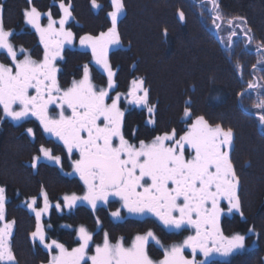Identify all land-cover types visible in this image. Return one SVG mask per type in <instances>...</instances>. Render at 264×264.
I'll list each match as a JSON object with an SVG mask.
<instances>
[{
	"label": "trees",
	"instance_id": "16d2710c",
	"mask_svg": "<svg viewBox=\"0 0 264 264\" xmlns=\"http://www.w3.org/2000/svg\"><path fill=\"white\" fill-rule=\"evenodd\" d=\"M64 2L71 5L72 16L66 26L76 40L83 35H99L111 27V0H97L98 8L92 7L91 0ZM216 2L225 18L240 16L246 20L253 43L249 44L237 28L238 35L229 47L225 32L230 33V29L226 22L220 31L213 27L210 5L204 0H123L124 13L117 24L120 44L108 51L115 73L113 92L124 96L133 80L143 79L149 104L155 106V122L149 124L147 109L128 107L122 98V131L133 144L150 142L173 130L178 137L198 116L212 126L221 124L232 129L230 156L239 181L237 196L242 214L235 212L224 217L222 229L227 236L244 235L245 247L226 260L214 259L205 264H264V126L257 119L261 109L254 107L264 99V86L254 90L247 87L249 82L264 85V63H257L264 56L257 51V45L264 43V0ZM59 3L60 0H0L1 22L12 33L10 43L15 50L23 48L32 59H43L40 37L25 25L23 13L33 6L58 18ZM180 11L184 13L183 21L179 19ZM0 59L13 66L2 53ZM91 59L87 51L66 49L58 62L60 87L66 89L79 79L88 64L93 83L105 88L106 76L91 65ZM185 108L191 112L190 119L184 118ZM28 128L33 129L34 138L27 135ZM42 145L61 157L65 171L69 169L63 147L46 138L34 120L0 121V187L6 189V220L15 222L11 245L18 264H48L50 259L39 241L31 239L36 217L26 202L32 198L39 202L42 189L53 204L61 203L64 195H80L84 191L79 179L64 175L57 166L39 162L37 168H32V158L39 154ZM115 209L113 204L95 209L80 205L60 213L52 207L41 222L46 242L55 240L69 250L78 244L76 232L80 227L92 235L93 245L102 242L105 233L111 243L121 240L124 244L150 230L164 245L181 236L166 233L150 217L116 221L110 215ZM154 248L149 246L148 253L158 260L162 253Z\"/></svg>",
	"mask_w": 264,
	"mask_h": 264
},
{
	"label": "snow or ice",
	"instance_id": "6c2138e0",
	"mask_svg": "<svg viewBox=\"0 0 264 264\" xmlns=\"http://www.w3.org/2000/svg\"><path fill=\"white\" fill-rule=\"evenodd\" d=\"M91 3L93 8L99 7L97 0H91ZM204 3L210 5L211 20L217 31L225 22L229 29H233L228 36L229 47L232 38L237 36L234 30L237 28L249 44L253 43L251 29L243 17L225 18L216 0H204ZM59 8L62 13L59 20L53 19L50 12L47 14V27L41 26V13L35 7L23 13L24 22L35 29L43 45V59L39 61L27 54L19 59L10 43L12 33L0 22V51L7 53L14 66L0 63V121L7 118L20 123L35 118L44 133L63 144L69 158L73 152L79 153V159L72 160V168L83 182L85 192L82 196L65 195L63 207L71 209L78 201H83L95 209L98 202L107 203L109 197H115L130 214L151 215L167 229L187 227L194 229L195 234L189 235L181 244L164 248L163 258L154 261L148 255L147 246L150 241L158 245L161 242L151 230L137 235L131 246H125L121 241L113 244L105 233L103 244L96 245L94 254L89 255L92 235L80 227L77 230L79 246L69 251L55 240L46 242L41 217L47 213L50 204L42 189L40 195L44 206L36 208V198L27 201L26 206L36 217V229L31 233V239L39 241L49 251L48 264H197V252L205 258L213 253L228 257L243 249L244 235L225 236L220 228L224 211L222 201L227 202L228 212L242 214L237 196L239 181L230 156L234 139L232 129H225L221 124L212 126L203 116H198L191 121L187 132L178 138L173 130L155 136L150 143L143 140L139 146L130 143L122 131L124 113L118 107L120 94L117 93L110 104L106 103L108 90L95 89L88 64L83 67L81 80L73 81L67 89L60 87L55 61L63 58L64 45H71L74 37L65 28L72 16L71 5L60 0ZM111 8L108 13L111 27L106 32L79 38L81 48L89 49L93 62L107 74L108 89L114 87L115 75L109 64L108 51L110 46L120 44L117 24L124 12L123 0H111ZM178 15L181 21L185 19L182 11ZM257 51L264 53V43L257 45ZM20 52L24 53V49L21 48ZM257 63H264V56ZM143 85V79L132 81L127 93L128 103L147 109V123L153 124L155 106L149 104V92ZM262 86L249 82L247 87L254 90ZM50 105L59 109L58 117L49 114ZM254 107L261 109L257 119L264 126V99ZM183 115L185 119L191 118L188 108ZM26 132L34 138L32 128ZM41 158L61 164V157L42 145L39 154L32 158V168H37ZM5 192L6 189L0 187V264H18L11 245L15 222L6 220ZM56 208L59 210L61 205L57 204ZM111 215L120 218V211ZM185 249H191L192 259L185 257Z\"/></svg>",
	"mask_w": 264,
	"mask_h": 264
},
{
	"label": "rangeland",
	"instance_id": "374dc122",
	"mask_svg": "<svg viewBox=\"0 0 264 264\" xmlns=\"http://www.w3.org/2000/svg\"><path fill=\"white\" fill-rule=\"evenodd\" d=\"M33 6H31V7H29L28 8V10H30L31 8H32ZM60 9V8H59ZM41 13V12H40ZM60 13H61V11H60ZM124 13V12H123ZM123 13L121 14V16L123 15ZM62 14V13H61ZM61 14H60V16H61ZM60 16L58 17V18H54L53 16V19H55V20H59L60 19ZM120 16V17H121ZM1 19H2V16H1V5H0V22H1ZM70 19V18H69ZM69 21V20H68ZM67 21V22H68ZM25 23V22H24ZM40 23H41V26L42 27H47V24H48V15H47V13H41V20H40ZM25 25H27L26 23H25ZM67 24H65V28L67 29V26H66ZM27 26H29L32 30H34L35 31V29L34 28H32L30 25H27ZM56 27H59V25H56ZM68 30V29H67ZM235 30V29H234ZM230 31H231V29H230ZM36 32V31H35ZM237 32V31H236ZM36 34H37V32H36ZM38 35V34H37ZM225 38L227 37V36H229V33H227V31L225 32ZM237 35H238V33H237ZM39 36V35H38ZM74 37V36H73ZM10 39V38H9ZM233 39V38H232ZM42 45V44H41ZM43 46V45H42ZM117 45H114V46H110V48H109V50L110 49H112V48H115ZM78 49V50H81V51H87L88 53H89V55H91V51L89 50V49H83V48H81V46H80V43H79V39L78 40H76L75 38L73 39V42H72V44L71 45H68V44H65L64 45V47H63V50H62V52H61V56L63 57V53H64V51L66 50V49ZM15 49V48H14ZM17 51V55H18V58L19 59H23V57H24V55H25V53H21L20 52V49H18V50H16ZM4 54L6 57H7V59H9V61H10V63H11V59L7 56V53L6 52H4V51H0V54ZM91 58H92V55H91ZM58 60H61L60 58H58L56 61H58ZM56 61H55V65H56ZM0 63H4L3 61H2V59H0ZM5 64V63H4ZM91 64H92V66H96V67H98L100 70H101V72L106 76V79H107V74L104 72V70L100 67V66H98V65H96L94 62H93V60L91 59ZM14 67V66H13ZM89 76H90V72H89ZM83 78V71H82V74H81V76H80V78L79 79H77V80H74V81H79V80H81ZM90 80H91V77H90ZM113 81H114V77H113ZM73 83V82H72ZM72 83L67 87V88H69L71 85H72ZM91 83L94 85V83H93V81L91 80ZM107 86H105V88L107 87L108 88V81H107V84H106ZM131 87H132V83H131V85H130ZM144 86V85H143ZM94 87H95V85H94ZM66 88V89H67ZM104 88V89H105ZM95 89L96 90H99V89H97V87H95ZM101 89V88H100ZM112 89V88H111ZM111 89H107L108 90V93L110 92V90ZM109 96V95H108ZM115 94L113 95V97L112 98H115ZM120 97H122V98H124V100L125 101H127L128 102V99H127V94L126 95H124V96H120ZM112 100V99H111ZM111 100H108V98H106V103H108V104H110L111 103ZM133 106H135V107H137L136 105H134V104H132ZM54 108L55 107V105H50L49 106V114H51V112H50V109L51 108ZM118 107H119V105H118ZM56 108V107H55ZM137 108H140V107H137ZM120 110L124 113V110H122L121 108H120ZM67 111V110H66ZM54 113H56L55 115H54V117H58V115H59V109H55V112ZM67 114H70V112H68ZM31 120V118H28V119H26V120ZM191 124V123H190ZM190 124L188 125V127L190 126ZM187 131H185V133H186ZM184 133V134H185ZM184 134H182V135H184ZM181 136V135H180ZM179 137V136H178ZM177 137V138H178ZM151 142V141H150ZM150 142H146V143H150ZM117 143H118V141H117ZM139 146V145H138ZM63 149H64V146H63ZM64 154H65V164L66 165H68V167H69V169L67 170V171H65L64 169H63V167H62V165L60 164V165H56L54 162H50V161H47V160H45V159H43V158H41V160L39 161V162H41V163H47V164H49V165H53V166H57L58 168H60V170H61V172L64 174V175H68L69 177H75V178H77V179H79L80 180V178H79V175H77L74 171H73V168H72V160H74V159H79V153H77V152H73V154H72V157L71 158H69V154L67 153V151H66V149H64ZM61 162H62V159H61ZM81 181V180H80ZM81 183H82V185H84L83 184V182L81 181ZM84 192H85V187H84V191L80 194V195H78V196H82V195H84ZM68 195H72V194H68ZM65 196V195H64ZM64 196H62V197H64ZM49 200V199H48ZM37 201V200H36ZM49 204H50V207H49V209H48V211H47V213H45V214H43L42 215V217H41V222H42V219H44V218H46L47 217V215L49 214V212L51 211V209H52V207H54L55 209H56V211L57 212H63V211H65V212H69L70 210H72V209H74V208H76L77 206H80V205H83V206H85V207H88V208H92L89 204H87V202H83V201H78L77 203H76V205L73 207V208H71V209H68V208H65V207H63V204H64V201H63V198H62V201H61V203L59 202L58 204H60L61 205V208L59 209V210H57V208H56V205L57 204H53V203H51L50 201H49ZM109 204H113V206H116V209L114 210V211H112V212H115V211H117V210H119L120 211V218H113L112 217V215H111V217L113 218V219H115L116 221L117 220H123L124 218H135V217H138V218H145L146 216H148V215H143V216H141V215H136V214H130V213H128L127 212V210L126 209H123L122 208V206H121V201L118 199V198H115V197H109V199H108V202L107 203H103V202H98L97 203V207H101V205L102 206H107V205H109ZM44 206V201H43V197L41 196V199L39 200V202L37 201V203H36V205H35V207L36 208H42ZM96 207V208H97ZM28 209V208H27ZM93 209V208H92ZM34 216H35V213L34 212H32L30 209H28ZM151 216V215H150ZM42 224V223H41ZM79 229V228H78ZM88 231V230H87ZM147 233V232H146ZM145 233V234H146ZM138 235H143V234H138ZM137 235H135V237H136ZM134 237V238H135ZM157 237V236H156ZM133 238V239H134ZM133 239L127 244H124L121 240H118V241H121L125 246H131V243H132V241H133ZM157 239H159L158 237H157ZM186 239V237H183V236H180L179 238H178V241H174V242H172V243H168L167 245H164L162 242H161V240H160V242H161V244L160 245H158V244H156L155 243V241H150V243L148 244V246H147V252H148V248H149V246H152V247H155V248H159V249H162V254L160 255V257L158 258V260H154V261H159L160 259H162L163 258V252H164V248H167V247H170L171 245H173V244H181L184 240ZM76 240L78 241V244L76 245V246H74V247H78L79 246V239H78V235H77V232H76ZM103 241H104V238H103ZM103 241L102 242H100V243H97V244H94L93 245V239L90 241V247H89V255H92V254H94V249H95V247H96V245H102L103 244ZM52 242V240H49V242L48 243H51ZM117 241H115L113 244H115ZM163 247H162V246ZM74 247H72V248H74ZM245 247V246H244ZM71 248V249H72ZM154 248V249H155ZM71 249H69V251H71ZM47 250V249H46ZM242 250H244V248L243 249H239V250H237V251H235L234 253H236V252H240V251H242ZM48 251V250H47ZM49 252V251H48ZM53 254H55V249H53ZM233 255V254H232ZM232 255H230V256H228V257H222V256H220L219 255V257H218V259L219 260H226V259H228V258H230ZM187 258V257H186ZM187 259H192V258H187ZM196 260V259H195ZM197 261V260H196ZM200 261H202V260H198L197 261V264H199V262ZM203 262H205V261H203ZM89 264H90V262H89Z\"/></svg>",
	"mask_w": 264,
	"mask_h": 264
},
{
	"label": "flooded vegetation",
	"instance_id": "af4514ba",
	"mask_svg": "<svg viewBox=\"0 0 264 264\" xmlns=\"http://www.w3.org/2000/svg\"><path fill=\"white\" fill-rule=\"evenodd\" d=\"M63 59V58H62ZM61 59V60H62ZM61 60H58V61H56V67H57V69H58V71H57V74L56 75H58V72H59V68L60 67H58V62H60ZM92 65V64H91ZM95 67V66H94ZM98 68V67H97ZM99 69V68H98ZM100 70V69H99ZM113 70V69H112ZM101 71V70H100ZM89 72H90V66H89ZM105 76V75H104ZM91 80H92V77H91ZM95 85V84H94ZM95 87H97V89H100L101 87H98V86H96L95 85ZM103 88V87H102ZM106 89V88H105ZM108 89V88H107ZM106 89V90H107ZM114 87L110 90V92H109V96L107 97L108 98V100H111L112 99V97H113V95L115 94L113 91H114ZM115 95H117V94H115ZM121 96V95H120ZM123 100H124V98H123ZM122 97H120V101H119V108H121L122 110H123V108H122ZM129 106H133L132 104H129L128 103V107ZM135 107V106H134ZM55 107L53 108H51L50 109V112H51V116H53L54 117V115L56 114V113H54L55 112ZM30 120V119H29ZM32 120H34L37 124H38V126H39V128H40V130H41V132L43 133V135L46 137V138H48V139H50V140H52L54 143H58L59 145H61L62 147H63V144L60 142V141H58L55 137H51L50 135H48V134H46V133H44V131H43V129L40 127V124H39V121H37L35 118H31V121ZM137 146L139 145V143L138 144H136ZM81 182V181H80ZM221 207L224 209V211H223V213L221 214V217H220V228H221V231L223 232V223H222V221H223V218L224 217H226V216H232V214L233 213H235V211H233V212H228V205H227V202L226 201H222L221 202ZM146 217H150V218H153L159 225H161L162 227H163V229L165 230V232L167 233H174V234H179V235H181V236H183V237H188L189 235H194L195 234V231H194V229H189V228H187V227H184V228H182V229H180V230H172V229H167V228H165L161 223H160V221L159 220H157L154 216H150V215H148V216H146ZM145 217V218H146ZM135 218H138V217H135ZM145 218H138V219H145ZM117 221H120V220H117ZM223 234L225 235V236H227L224 232H223ZM104 238V237H103ZM158 250L159 251H161V253H162V249H159L158 248ZM148 255H149V253H148ZM184 255H185V257H187V258H193V254H192V252H191V249H185L184 250ZM150 256V255H149ZM218 257H219V255L218 254H216V253H213V254H211L210 256H208L207 258H205L204 256H203V254H201V253H199V252H197L196 253V256H195V259L198 261V260H202V261H205L204 262V264L206 263V262H209V261H212V260H219L218 259Z\"/></svg>",
	"mask_w": 264,
	"mask_h": 264
},
{
	"label": "water",
	"instance_id": "95a60500",
	"mask_svg": "<svg viewBox=\"0 0 264 264\" xmlns=\"http://www.w3.org/2000/svg\"><path fill=\"white\" fill-rule=\"evenodd\" d=\"M260 129V128H259Z\"/></svg>",
	"mask_w": 264,
	"mask_h": 264
}]
</instances>
